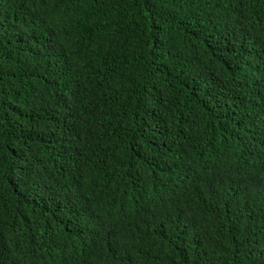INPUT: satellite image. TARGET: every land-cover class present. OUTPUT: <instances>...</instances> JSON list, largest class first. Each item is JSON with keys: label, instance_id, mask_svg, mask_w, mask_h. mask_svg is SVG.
<instances>
[{"label": "trees", "instance_id": "trees-1", "mask_svg": "<svg viewBox=\"0 0 264 264\" xmlns=\"http://www.w3.org/2000/svg\"><path fill=\"white\" fill-rule=\"evenodd\" d=\"M0 264H264V0H0Z\"/></svg>", "mask_w": 264, "mask_h": 264}]
</instances>
